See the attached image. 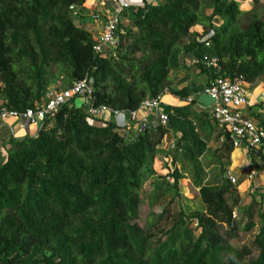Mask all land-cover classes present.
Segmentation results:
<instances>
[{
    "label": "trees",
    "instance_id": "16d2710c",
    "mask_svg": "<svg viewBox=\"0 0 264 264\" xmlns=\"http://www.w3.org/2000/svg\"><path fill=\"white\" fill-rule=\"evenodd\" d=\"M85 1L0 0V110L41 104L50 92L49 69L60 64L66 85L94 79V107L136 111L145 99L167 93L182 103L161 104L167 126L153 117L129 138L113 120L91 122L76 96L35 135L12 134L0 151V264H264V193L257 188L244 207L245 231L258 228L259 254L248 259L249 247L230 242L242 202L221 158L222 184L203 183L201 158L210 140L220 143L221 157L235 149L209 106L196 99L198 81L173 88L170 78L197 69L205 85L239 76L264 83V0H250L248 11L241 9L248 0H162L133 9L125 13L118 47L105 53L94 50ZM211 29L207 48L200 39ZM205 54L217 56L219 68L204 63ZM249 116L264 129V113ZM174 137L175 149L165 153L170 170L157 176L155 160ZM246 154L264 167V144ZM186 173L205 211L177 205ZM150 180L151 207L171 198L141 226V191Z\"/></svg>",
    "mask_w": 264,
    "mask_h": 264
},
{
    "label": "built area",
    "instance_id": "2783aa9c",
    "mask_svg": "<svg viewBox=\"0 0 264 264\" xmlns=\"http://www.w3.org/2000/svg\"><path fill=\"white\" fill-rule=\"evenodd\" d=\"M100 3L107 8L104 12H96L91 15L92 21L96 25L101 26V31L95 39L94 50L97 53H105L107 51H115L119 45L120 34L122 33L121 25L126 21L125 13L133 9L145 8L158 0H105ZM75 8L72 6L71 10ZM215 35V30L211 29L206 35L200 39L205 47L211 46V41ZM204 63L214 68H219V58L211 54L203 56ZM198 59L192 57L189 63L195 64ZM250 84L243 76H239L233 81L216 80L206 85L202 94L207 96L211 101L209 110L213 118H215L234 149L241 148L246 153L252 149H257L264 144V129L258 126L255 120L249 116L252 111L264 113V103L256 105V108L251 105L248 99V87ZM94 91V79L86 77L77 80L70 87L61 91L48 92L42 103L34 108H28L23 112L14 109H9L4 106L0 110V128L7 119H16L20 121L22 127L29 131L30 126L40 125L48 118L52 117L58 110L69 100L78 96L83 98L86 104L89 118L102 119L104 114L111 113L115 117L117 130L126 131L131 126V123H136L137 129L144 128L149 122V115L156 117L157 121L163 126H167L169 122L168 114L161 108L162 96L156 98H147L142 101L140 107L136 111H113L106 106L94 107L92 104V95ZM192 98H188L190 102ZM203 105H206L202 103ZM208 106V105H207ZM255 109V110H254ZM144 113L146 116H141ZM225 138L221 139L224 142ZM176 138H171L169 149H175ZM247 180L252 184L258 172L251 164L245 170ZM225 177L232 184L238 183V178L231 171L227 170ZM253 192L258 188L252 186Z\"/></svg>",
    "mask_w": 264,
    "mask_h": 264
},
{
    "label": "rangeland",
    "instance_id": "374dc122",
    "mask_svg": "<svg viewBox=\"0 0 264 264\" xmlns=\"http://www.w3.org/2000/svg\"><path fill=\"white\" fill-rule=\"evenodd\" d=\"M162 0H158L157 2H161ZM102 3L99 0H86L85 1V12L84 14L87 15V17H91L92 14L98 12L100 10V7L102 8ZM251 4L250 0L242 2L241 9L243 11L250 10ZM222 20L218 18L216 20V24L220 23ZM78 24H80L79 21H77ZM197 27V26H196ZM201 27V26H200ZM89 27V29H91ZM202 27L200 28L199 32H202ZM64 69L66 70V66L63 64H60L58 66L51 67L49 69V75H50V84L49 88L51 91H61L63 89H66L70 87V85H66L64 83L62 75L65 76ZM193 70V69H191ZM190 72V70L188 71ZM200 83V84H199ZM198 87L200 86V90L203 88L204 81L199 80L198 81ZM260 85H262L261 81H257L254 84H250L248 87L249 92L252 93L255 88H258ZM249 93V94H250ZM168 97V96H165ZM165 99V98H164ZM80 99L78 98L76 103H80ZM162 103L168 104L166 100H162ZM91 122H95L94 119L89 118ZM113 121L115 122V117H113ZM256 121V120H255ZM259 122L256 121V124ZM261 126V125H260ZM170 138H167L162 145V148L160 150L159 156L155 160L154 167L156 169L157 176L159 175H165L169 172V167H167L166 163L168 162V157L165 155V153L168 152L169 149V142ZM219 142L216 139H211L208 143L209 148L205 155L201 158L202 166L204 169V175H203V183H213V186H220L224 179V174L221 171V160L224 162L225 169L233 172V174L236 175V177L239 179L238 183L233 185V189L238 192V194L241 197V205L240 207L235 209L234 212V218L239 223V231L237 232V236L230 239L231 244L239 249L242 247H249L251 249V254L248 256V259H255L257 258L259 254V249L254 246V238L258 231V228L254 229L252 232L245 231V226L247 225L249 219L246 213L244 212V207L247 206L251 199H252V186H257L258 189H260L261 192L264 193V167L260 168V164L257 160V162H253L249 159L246 152L241 149L237 148L234 150L232 155L230 157H221L217 152V148L219 147ZM2 151V150H0ZM4 153V154H3ZM1 154L5 155V152H1ZM221 158V160L219 159ZM251 164L254 168H256L258 172V176L254 180V182L251 184L245 175V170L247 166ZM223 175V176H222ZM155 177L152 179L154 180ZM152 180L147 182L145 186L142 188L141 191V208L140 213L141 216L138 220L141 226H146V224L149 221V216L152 213H159L161 211V208L167 204V202L170 201V196L164 197L162 200H160V204H158L155 207L150 206V196L153 193V187H152ZM180 193L182 196V199L178 201L179 207L184 208L185 210L190 208L191 209H198L205 211V205L201 200V197L199 195V187L195 186L194 178L191 175V173L185 174V179H183L180 183ZM177 205L174 206V209L177 210ZM258 221V220H256ZM225 228L222 229V232H224Z\"/></svg>",
    "mask_w": 264,
    "mask_h": 264
},
{
    "label": "crops",
    "instance_id": "0c3cea01",
    "mask_svg": "<svg viewBox=\"0 0 264 264\" xmlns=\"http://www.w3.org/2000/svg\"><path fill=\"white\" fill-rule=\"evenodd\" d=\"M101 2H106L105 0H99ZM107 8L102 6V8L100 7L99 12H104V10ZM91 29H89V27H91ZM200 26H197L194 28L195 31L199 32L200 31ZM86 29L89 30L92 34L94 39L97 38V36L99 35L100 31H101V26L100 25H96L93 21L89 22L88 24H86ZM202 30V29H201ZM189 59H191V57L187 58V61L189 63ZM199 70L197 69H193L190 70V72H186V71H173L170 75V78L173 82L172 87H183L185 85L191 84L192 81H204V85L203 88L206 86L205 85V76H199ZM262 82V79L259 80ZM200 84V83H199ZM198 84V85H199ZM200 88V86H199ZM196 95V99L201 102L204 103L206 105H210L211 101L209 100V98L205 95L202 94V90ZM249 92L248 89V99L251 103V105H253L256 108V105L264 103V83L262 82V85H260L258 88H255L253 90L252 93ZM168 96V97H165ZM165 98V99H164ZM80 99V103H78L77 105L80 106L84 103L83 98H79ZM163 100H166L168 102V104H164L162 103V108H166L168 105L169 106H178L180 105L182 102L176 98L175 96L171 95V94H165L163 96ZM255 110V109H254ZM140 115L146 116L144 115V113H140ZM149 121L153 118L152 115L148 116ZM106 121V120H113V115L111 113H106L104 114L102 121ZM256 122V121H255ZM258 126L259 123L257 124ZM137 124L136 123H131V126L129 127V129L126 131L127 132V137H132L136 131H137ZM261 127V126H260ZM40 128V125H32L29 128V131H27L26 129H24L20 123V121L16 120V119H7L4 123L3 126L0 128V150H5V147H7L8 141L10 136L13 134L15 137H24L28 134L30 135H35L38 130Z\"/></svg>",
    "mask_w": 264,
    "mask_h": 264
}]
</instances>
